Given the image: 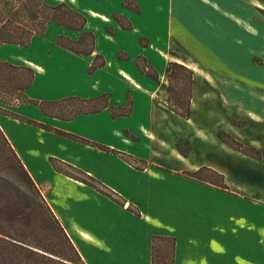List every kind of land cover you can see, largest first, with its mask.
<instances>
[{
  "label": "crops",
  "instance_id": "crops-1",
  "mask_svg": "<svg viewBox=\"0 0 264 264\" xmlns=\"http://www.w3.org/2000/svg\"><path fill=\"white\" fill-rule=\"evenodd\" d=\"M48 1L50 3H66L86 17L87 23L84 30L94 34V54L91 56L79 55L60 47L57 41V46L54 45L51 51L46 52H42L41 45H34L32 41L31 45L22 51H14L18 54L16 56L9 55L11 51L6 54L5 51L0 49V62L6 61L13 65L26 66L34 71V80L27 91V96L38 102H55L74 97L91 100L109 94L110 107L117 108L125 107L129 99L132 101L131 114L127 117L118 118L112 117L110 107L97 113L79 115L70 121L46 116L37 106L32 104L20 105L16 110V113L21 117L56 130L77 135L89 143L74 141L37 125L0 115L1 129L41 192H48L47 197L44 193L43 195L78 249L84 263L138 264L139 261H133L132 256L129 258L128 255H122L123 249L119 251L116 248H112L107 244L110 241H106L103 237L104 234H113V230L116 227L124 230L125 226L122 224L121 215H123V212H121V209H118L116 205L108 207L105 197L99 196L94 191L92 192L85 184L58 173L51 160H62L81 169L96 180L107 182L108 186L112 188L118 189V186H121L120 189H124L123 187H126L132 194L134 190L138 189L139 171L118 157V148H120L118 144L121 143L122 145L124 143L122 139H128L125 131L133 133L135 137L144 135L139 128V126L144 124L145 126L147 125L148 134L155 137L163 134L168 140H174L175 151L179 157L177 159L179 163L181 161L182 165L190 170L188 172H195L203 167L212 169L224 176L225 184L232 188L234 193L235 191L238 192L248 203H256L258 208H262V211L259 210L257 212L255 210L253 212L255 215L253 223H250L251 214L247 212L243 213L244 216L242 215L243 220H246L242 225H235L233 219L229 222V218H226L225 223L221 222L222 227L225 228L226 226L227 230L236 226L243 230L240 231L242 239H238L237 242L231 241L230 233L228 232V236L226 235V246L224 243L214 241L215 238L212 235L220 225L217 216L218 207L216 213L212 212L214 210L206 212L198 210L199 203L197 206L196 203L199 200L195 196H183L178 201L170 202L164 209V215L166 216L164 219L175 232L160 235L154 234L151 239L153 240L154 236H169L176 239L174 264H219L217 256L225 248H228L233 253L234 256L231 262L233 261L234 264H264V243H262L264 242V151L260 149L261 158L260 160H255L222 143L218 139L217 134L208 138L201 133L189 132L185 123L191 121L194 117L192 105L194 89L191 101V117L185 119L176 115L166 105L168 81L163 86L165 90L164 97H159L157 95L158 91L154 89L152 84L149 82L145 83L149 77L143 75L137 65L129 66L132 67L129 70L140 88L137 86L132 87L130 82L123 77L122 73L127 72L124 69L126 68L125 64L129 65L138 55H144L143 51L145 49L137 43L140 30L144 29V31H147L148 36L154 34L152 26L154 22L149 16L137 18L136 21L131 11H122L132 21L134 27V29H124L125 31L121 29L125 32L123 38L126 41L131 36H134L136 43L135 53L133 54L125 47L130 56H132L130 61L125 62V59H120L116 55L117 42L121 41L119 37L104 35L102 29L104 20L111 12L115 11L116 2L113 3L111 0ZM169 20L166 28L170 31V16ZM93 21L99 22V34L97 33L98 30L93 29ZM138 23L139 26L137 25ZM163 25L165 27L164 21ZM180 25V28L177 27V29L179 28V31H176L177 35H182L181 32L184 29L182 24ZM197 25H200L197 24V21L195 24H190L191 30L195 28L196 35L198 33ZM47 29L49 41H54L56 36L57 38L65 36L72 40H78L80 37V32L63 28L54 23H50ZM103 41L111 45L109 56L105 51L106 49L103 46L105 43L103 44ZM205 43L203 42V44ZM97 55L104 57L106 65L90 74V66ZM202 55L207 60L208 54L202 53ZM111 56L112 59L110 60ZM190 69L194 71L195 87L199 81L197 75L201 74V72L194 68ZM108 75L113 80H121L119 92L110 88L107 83ZM153 82L156 85L160 84ZM128 93L130 94L129 96L127 95ZM158 98L162 99L159 104L156 102ZM172 124L175 127H172ZM32 136L38 137L33 138ZM185 139L191 143V152L188 157L183 156L177 148V144ZM39 140L42 142L40 143L42 151H40V145L36 144ZM57 145L60 147L57 148ZM30 149L38 151L39 155H29L28 151ZM132 155L130 154V156ZM41 163L44 166L47 165L50 171L47 176L40 174ZM112 179L115 180L114 183L111 182ZM54 183L62 184V186L77 187L82 193V197L78 196L76 198L63 194H57L54 197ZM193 183L198 187H204V184H198L196 181ZM60 198L63 201L59 202ZM78 198H82L86 205L81 206L77 201ZM74 205L79 213H68L66 209L73 208ZM124 210H126L125 207ZM230 213L231 211L229 212L227 208L224 215H230ZM205 216L208 217L206 222L200 220V217ZM222 219L224 220V218ZM205 229L211 232V237H205ZM99 243L106 244L105 248H110L111 251L102 253ZM215 245H219L224 250L219 252ZM256 251L263 252V255L256 254ZM99 252L102 254L100 253V255Z\"/></svg>",
  "mask_w": 264,
  "mask_h": 264
},
{
  "label": "rangeland",
  "instance_id": "rangeland-1",
  "mask_svg": "<svg viewBox=\"0 0 264 264\" xmlns=\"http://www.w3.org/2000/svg\"><path fill=\"white\" fill-rule=\"evenodd\" d=\"M43 1L49 5L58 3H50L48 0ZM111 1L116 2L115 11L111 12L104 20L102 29L104 35L119 37L121 41L117 42L116 55L120 59H125V62L130 61L132 57L130 53H135L136 43L134 36L126 41L123 38L125 32L122 31L124 29L121 25L126 28L131 24V28L134 29V27L132 21L122 11H131L136 21L137 18L149 16L154 22V25H152L154 34L148 36L147 31H144V29H141L139 33L137 43L145 49L143 51L144 55H138L129 65L125 64L126 68L124 69L127 74L124 72L122 74L132 87L137 86L140 88L129 70L132 68L129 66L136 65L139 56H144L146 63L153 66L159 74V86L149 78L148 81H145V83L152 84L154 89L158 91L157 95L159 97H164L165 94L163 86L167 83L169 63H184L190 68L201 72L197 75L199 81L197 86L194 87L195 92L192 101L194 117L191 121L185 123L189 132L201 133L204 137L209 138L215 136L219 131H224L244 146L264 151V0ZM39 4L37 0H0V15L6 19L15 15V19L21 22H25V20L32 21L36 18L33 9ZM116 15L121 17V25L114 18ZM169 16L171 19L170 31L166 28L168 21H170ZM163 21L165 27H163ZM196 21L197 24H200L196 28L197 35L195 28L191 30L190 27V24H195ZM92 23H94L93 29L98 30V33L100 29L99 22L93 21ZM180 24L184 29H182V35H177L181 27ZM137 25L139 26V23ZM177 27L179 28L177 29ZM47 31L42 35L34 36L31 40L34 45H41L42 52L51 51L54 45L57 46V36L54 41H49ZM169 32L171 36L168 35ZM203 42L206 43L203 44ZM103 44L109 56L111 45L104 41ZM24 48L27 47L9 44L0 46L1 51H5L6 54L11 51L9 55L15 56L18 54L14 51H22ZM202 53L208 54L207 60ZM139 62L145 64L142 60H139ZM100 63L101 60H98L97 64ZM5 73L6 78L9 77V74L13 76L10 70H6ZM108 78L107 83L110 88L119 92L121 80H113L109 75ZM5 97L15 103L19 98V94L11 92ZM161 100V98H158L156 102L159 104L162 102ZM19 106L13 110L15 113ZM64 106L66 104L60 106V109ZM99 106L100 102H96L92 107ZM68 108L81 109V104L73 106L71 103ZM82 108L89 107L82 106ZM60 109H57L56 113H59ZM50 111L53 110L50 109ZM172 127L175 126L172 124ZM139 128L144 135L135 137L133 133L125 131L128 139L124 138L122 139L124 143L122 145L121 143L118 144L120 147L118 148V157L139 171L138 189L134 190L132 194L126 187L120 189L121 186H118V189H115L108 186L107 182L104 183L95 178L89 180L83 173L78 174L69 169L66 162L62 160L54 159L52 162L61 170L88 180L90 186H86L92 192L94 191L99 196L105 197L108 207L116 205L118 209H121L124 230L116 227L113 234H104L105 240L110 241L107 244L119 251L123 249L122 255H128L129 258L132 256L133 261H139L138 264H152V236L154 234L175 232L164 219L166 217L164 215L165 206L189 195L195 196L199 200L196 203V206L199 203L198 210H204L205 212L214 210L212 212L216 213L218 207L217 216L220 225L212 234L215 238L214 241L224 243L227 246V234L229 232L231 241L237 242L242 237L240 232L242 228L236 226L233 229L228 228V231L226 226L225 228L222 227L221 222L225 223L226 218H229V222L233 219L235 225H242L246 221L242 218L243 213L247 212L251 214L250 223H253L255 218L253 212L255 210L257 212L262 211V208H258L256 203H248L243 199V196L236 191L234 193L230 187L224 190L208 184H204V187H198L187 174L190 170L183 166L181 161L179 163L174 140H168L163 134L158 137L148 134L147 125L143 124ZM37 142L36 144L41 147L40 143L42 142L40 140ZM59 147L57 145V148ZM50 148L52 147L50 146ZM40 151H42V147ZM130 154L133 155L130 156ZM49 172L47 165L44 166L41 163L40 174L47 176ZM111 182L114 183L115 180L112 179ZM215 182L221 185L219 184L220 179L217 177H215ZM196 183L199 184V182ZM54 186V197L57 194L76 198L78 196L82 197V193L77 187L62 186V184L55 183ZM43 193L47 197L48 192L43 191ZM58 201L63 200L60 198ZM77 201L81 206L86 205L82 198H78ZM124 207L126 210H124ZM227 208L229 212L231 211L230 215H224ZM66 211L70 214L79 213L75 205L73 208H67ZM207 219L206 216L200 217V220L204 222ZM205 231V237H211V232L206 229ZM105 245L99 243L102 253L105 252ZM215 247L219 249V252L224 250L219 245H215ZM255 253L263 255V252L260 251ZM233 256V253L225 248L217 256L218 262L219 264H234L233 261L231 262Z\"/></svg>",
  "mask_w": 264,
  "mask_h": 264
},
{
  "label": "trees",
  "instance_id": "trees-1",
  "mask_svg": "<svg viewBox=\"0 0 264 264\" xmlns=\"http://www.w3.org/2000/svg\"><path fill=\"white\" fill-rule=\"evenodd\" d=\"M33 9L36 18L32 21L21 22L15 19V15L4 18L0 15V46L18 45L29 47L35 35H42L47 31L48 25L54 23L63 28L80 32L78 40H72L65 36L57 38V44L65 49L82 56L94 54L95 37L92 32L85 31L86 17L74 10L66 3L49 5L43 0ZM121 25V17L114 16ZM123 29H131L124 27ZM101 60L100 64L97 61ZM142 60L145 64H141ZM106 61L102 55H97L92 62L89 73L103 68ZM143 75L160 83L157 71L144 57H139L136 63ZM6 70H10L6 78ZM15 75V76H14ZM34 71L26 66H14L8 62H0V115L25 121L37 125L43 129L53 131L60 136L74 141L89 143L76 135L47 127L43 124L26 120L13 110L21 104L37 106L44 115L63 121H70L83 114L97 113L109 108L110 95L106 94L96 99L84 100L81 98H68L55 102H38L27 96V91L32 86ZM167 107L176 115L189 119L191 117V101L194 89V71L185 64L170 62L167 75ZM19 94L17 102L7 100L5 95ZM12 95V94H11ZM10 95V96H11ZM100 102V106H92ZM76 106L81 104V109L68 108L69 104ZM66 106L60 109V106ZM68 104V105H67ZM87 106L89 108H82ZM53 110V111H50ZM60 109L59 113H56ZM112 117H127L132 112V101L128 100L126 107H110ZM118 111H122L119 112ZM218 139L252 159L260 160L259 150L250 149L224 131L217 133ZM179 152L188 157L191 152V143L181 140L177 144ZM54 159L51 161L53 162ZM69 169L83 173L89 180L91 176L81 170L67 164ZM55 170L71 179L89 185V181L61 170L53 164ZM192 180L201 184L214 185L221 190L228 189L222 174L209 169L201 168L195 172H187ZM215 177L220 179L218 185ZM96 188L95 186H92ZM97 190V189H96ZM176 239L169 236H154L152 240V264H174ZM0 264H85L78 249L71 241L61 222L53 212L45 196L37 186L32 176L26 169L19 155L11 145L7 136L0 127Z\"/></svg>",
  "mask_w": 264,
  "mask_h": 264
},
{
  "label": "clouds",
  "instance_id": "clouds-1",
  "mask_svg": "<svg viewBox=\"0 0 264 264\" xmlns=\"http://www.w3.org/2000/svg\"><path fill=\"white\" fill-rule=\"evenodd\" d=\"M28 154L31 155V156H38V155H39V152L36 151V150H31V149H30V150L28 151ZM262 243H264V242H262ZM104 250H105V251H111L110 248H105Z\"/></svg>",
  "mask_w": 264,
  "mask_h": 264
}]
</instances>
